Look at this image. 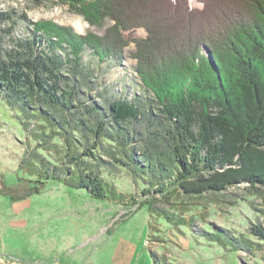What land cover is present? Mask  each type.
Masks as SVG:
<instances>
[{"label":"trees","instance_id":"obj_1","mask_svg":"<svg viewBox=\"0 0 264 264\" xmlns=\"http://www.w3.org/2000/svg\"><path fill=\"white\" fill-rule=\"evenodd\" d=\"M199 1L54 0L90 27L114 21L101 36L1 12L20 35L0 49V101L23 140L16 180L0 181V195L19 202L56 181L120 205L125 195L107 177L124 173L142 198L131 204L158 224L187 227L190 212L195 222L183 195L245 186L264 206V0ZM136 28L146 37L127 39ZM130 41L137 84L117 87L102 65L121 63ZM252 207L261 216L247 235L212 224L203 232L264 264V209Z\"/></svg>","mask_w":264,"mask_h":264},{"label":"rangeland","instance_id":"obj_2","mask_svg":"<svg viewBox=\"0 0 264 264\" xmlns=\"http://www.w3.org/2000/svg\"><path fill=\"white\" fill-rule=\"evenodd\" d=\"M189 3L192 8L202 7L199 0ZM10 10L26 13L33 21L45 19L70 26L78 34L91 31L101 36L114 23L110 20L101 28L90 27L67 5L54 0H0V13ZM122 11L119 15H123ZM8 25L0 20L1 50L20 35L18 29L10 31ZM125 35L129 40H139L146 37V32L136 28ZM135 50L136 44L130 41L121 63H103L108 83L117 87L137 84L132 70L135 60L131 57ZM20 140L23 135L14 114L0 101V181L8 186L16 180L17 160L22 153ZM107 180L125 195L120 205L92 199L84 190H73L56 181L19 202L12 203L0 195V264H154L149 251L155 253L159 264L253 263L249 254L219 245L203 232L212 224L215 231L227 229L247 235L249 225L259 215L252 205L260 209L264 206L245 186L197 201L181 196L178 201L188 204L185 207L191 209L196 220L191 224V212L186 213L181 217L188 228H175L166 221L158 224L144 208L131 204V196L138 201L142 198L124 173ZM195 203L207 209L205 217L200 218Z\"/></svg>","mask_w":264,"mask_h":264},{"label":"water","instance_id":"obj_3","mask_svg":"<svg viewBox=\"0 0 264 264\" xmlns=\"http://www.w3.org/2000/svg\"><path fill=\"white\" fill-rule=\"evenodd\" d=\"M208 48H204V53L207 56L208 60L210 61L211 64H213V57L212 54L208 52Z\"/></svg>","mask_w":264,"mask_h":264}]
</instances>
